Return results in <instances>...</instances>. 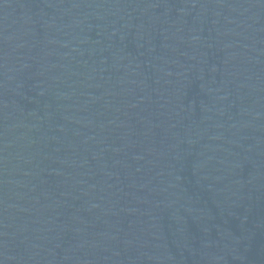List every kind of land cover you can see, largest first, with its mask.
<instances>
[{
    "label": "water",
    "instance_id": "1",
    "mask_svg": "<svg viewBox=\"0 0 264 264\" xmlns=\"http://www.w3.org/2000/svg\"><path fill=\"white\" fill-rule=\"evenodd\" d=\"M0 264H264V0H0Z\"/></svg>",
    "mask_w": 264,
    "mask_h": 264
}]
</instances>
